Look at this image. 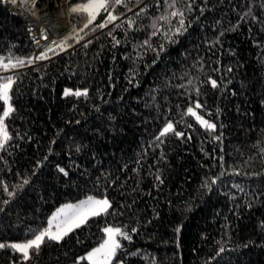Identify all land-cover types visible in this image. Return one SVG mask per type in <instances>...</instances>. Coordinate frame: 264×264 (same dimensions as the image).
Returning <instances> with one entry per match:
<instances>
[{"label":"trees","instance_id":"1","mask_svg":"<svg viewBox=\"0 0 264 264\" xmlns=\"http://www.w3.org/2000/svg\"><path fill=\"white\" fill-rule=\"evenodd\" d=\"M80 2L65 0L66 36L87 23L70 12ZM171 2L127 0L107 27L96 28L101 12L70 47L0 73L16 80L12 138L0 150V243L31 238L62 203L111 201L28 260L0 249V264H91L80 258L107 225L131 236L118 237L111 264H264V0H177L179 33V17L159 19ZM32 51L25 19L0 0V56ZM197 102L214 130L186 115ZM170 121L184 135L157 139Z\"/></svg>","mask_w":264,"mask_h":264},{"label":"snow or ice","instance_id":"2","mask_svg":"<svg viewBox=\"0 0 264 264\" xmlns=\"http://www.w3.org/2000/svg\"><path fill=\"white\" fill-rule=\"evenodd\" d=\"M12 3H15L16 0H11ZM35 0H33L34 4ZM140 2V0H138ZM177 0H172L171 4L168 7L173 8V10L167 16H160V20H165L170 22L169 17H179V26L176 28V32L179 33L184 29V11L176 8ZM124 5L127 6V0H82V2L77 3L76 5L70 8V12L76 14H83L87 17V23L84 24L83 28L79 30H74V32L70 36H66L59 43L53 42L56 47L60 48V50H64L67 45L70 47L71 45L67 44V41L73 36L78 37V39H83L82 36H79V32H83L85 28H88L90 25H93L97 17L101 14V12L107 13L104 22L96 25V28H105L108 24H112L120 17L114 14L117 6ZM111 9V10H109ZM131 9H129L130 11ZM190 10V5H189ZM144 12V9H141V13ZM123 15V13H121ZM139 15V13L137 14ZM134 21L129 20L128 24L131 26ZM121 25L117 24L116 27H120ZM93 31L96 29L93 28ZM111 34V33H109ZM155 35V33H153ZM47 37H45L46 39ZM119 43V41H117ZM147 43V41L145 42ZM53 51V48H48L47 51L41 52L40 55L36 56V60L47 59V52ZM34 61L32 58L25 59L19 57H13L9 55L8 57L0 56V73L9 72L12 69H17L24 66L25 63L32 64ZM16 83V80L13 75H0V101L5 105L2 114H0V150L5 148V145L8 141L11 140V135L9 134L7 125L5 123L6 119L10 116L12 112L15 111L11 104V92L13 90V86ZM210 83L212 87H217L216 80L210 79ZM87 89L76 90L73 92L71 89H65L64 95H75L79 96H87ZM203 106L198 102L194 107H189L187 109L186 115L193 116L196 121H198L202 126L206 129L214 130L215 124L210 123L208 120L204 119L203 116L199 115L196 109H200ZM170 132H175L174 124L170 121L166 124V126L162 129L160 137L165 136ZM177 136H183L184 134L181 132H175ZM61 172H64V169H60ZM66 174V173H65ZM27 183V181H25ZM6 189V186H5ZM11 196L12 193L10 192ZM7 203V201H5ZM109 208H111V201L105 195L104 198L98 199L94 196H89L85 200H81L77 204H66L61 208L57 209V211L53 214L52 217L48 220V226L42 230H37L33 233V238L28 239L23 243H11L4 244L0 243V249L2 248H11L16 252L22 254L24 260L30 259V252L38 253L41 246L45 243V240H54L60 241L65 236H67L74 229L81 227V225L85 224L90 217L99 216L101 214H107ZM55 229V230H53ZM107 239L104 240L102 244L98 248L93 249L91 252L87 254V257H81V260L87 259L91 262V264H111V261L116 256L117 250L121 248L120 241L118 237H123L124 239H131V236L124 231L120 227H106L103 230ZM133 232L136 229H132ZM223 251V248L220 249Z\"/></svg>","mask_w":264,"mask_h":264},{"label":"rangeland","instance_id":"3","mask_svg":"<svg viewBox=\"0 0 264 264\" xmlns=\"http://www.w3.org/2000/svg\"><path fill=\"white\" fill-rule=\"evenodd\" d=\"M3 3H4V5L10 10V11H12V12H14V13H16V14H18L19 16H21L23 19H25V22H26V27H27V30H28V32H29V34L33 31V29H32V27H31V25H32V23H33V19H35L34 17H32V16H28V15H26V14H23V13H21V12H15L14 10H12L11 8H9V6H8V4H7V0H3ZM59 4H60V8L58 9V10H55V9H37V8H35L34 7V5H33V0H29V8H30V10H31V12L32 13H34L36 16L35 17H38V18H42V17H45V16H47V15H54V13H51L52 11H54V12H58V13H61V14H64V15H66V17H67V22L69 23V25L71 26V22H70V20H69V17H68V13H67V8H66V5H65V0H59ZM37 10V11H36ZM38 11H45V13H42V14H40ZM46 12H50V13H46ZM21 13V14H20ZM39 14V15H38ZM24 16V17H23ZM66 17H65V19H66ZM29 20H28V19ZM26 20H28V21H30V28L32 29V30H30V29H28L29 27H28V24H27V21ZM61 20V19H60ZM60 24H61V22H60ZM68 31H69V29L67 30V32H66V34L65 35H63L61 38H60V40H57L56 42L57 43H59L66 35H67V33H68ZM33 33V32H32ZM34 34V33H33ZM54 38H56V36L54 37ZM47 41H45L44 43H46ZM42 43H43V41H42ZM55 44H53V45H50V46H47L46 48H44V49H42L41 51H39L37 54L35 53V55H34V46H33V51H32V54H31V56H30V58H32L33 59V64H35V63H39V62H42L44 59H41V60H39V61H37L36 59H35V57L36 56H38V55H40V53L41 52H45V51H47V49L48 48H50V47H52V46H54ZM4 107H5V105H4ZM89 196H94V195H88V196H85V197H82V198H79V199H77V200H75V201H71V202H65V203H62V204H60L59 206H57L54 210H53V212L49 215V217H48V220H49V218L50 217H52L53 216V214L57 211V209H59V208H61L63 205H66V204H77L78 202H80L81 200H85L87 197H89ZM94 197H96V198H98V199H102V198H104V196L103 197H99V196H94ZM47 226H48V223H47ZM46 226V227H47ZM109 226H111V225H107V226H105V228L106 227H109ZM45 227V228H46ZM111 227H114V226H111ZM104 228V229H105ZM44 229V228H43ZM53 230H55V229H53ZM33 238V236L31 237V238H29V239H32ZM105 239H107V235H106V233H104V237H103V239H102V241H100L98 244H96V245H94L93 247H91L88 251H86L85 253H84V257H87V254L89 253V252H91L93 249H95V248H98L99 246H100V244H102L103 242H104V240ZM28 240V239H27ZM26 241V240H25ZM25 241H19V242H14V243H23V242H25Z\"/></svg>","mask_w":264,"mask_h":264},{"label":"bare ground","instance_id":"4","mask_svg":"<svg viewBox=\"0 0 264 264\" xmlns=\"http://www.w3.org/2000/svg\"><path fill=\"white\" fill-rule=\"evenodd\" d=\"M7 4L9 6V8H11L14 11L21 12L23 14H26L28 16L30 15V16L35 18V19H33L34 21L31 25V27L33 29V32L37 33L38 42L43 41V43H44L45 41H49L50 38L58 35V33H59V32H57L58 27L54 24L56 21L54 23L52 21V20H56L53 17V15H47V16L42 17V18H38L39 16L35 17L36 15L34 13H32L30 8H29V0H16L15 3H12L11 0H7ZM57 22H59V20H57ZM29 24H30V21H29ZM58 25H61L60 22L58 23ZM60 31H63L62 27L60 28ZM45 37H47V38L45 39Z\"/></svg>","mask_w":264,"mask_h":264},{"label":"built area","instance_id":"5","mask_svg":"<svg viewBox=\"0 0 264 264\" xmlns=\"http://www.w3.org/2000/svg\"><path fill=\"white\" fill-rule=\"evenodd\" d=\"M38 12L40 14L45 13V11H38ZM46 13H50V12H46ZM51 13H54L53 17L56 20H52V21H53V23L56 21L54 24L58 27V31L57 32H59V33L56 36V38L52 37L46 43H42V42H38V40H37L38 39L37 33L32 31L34 34L31 32L30 33V37L32 39V43H33V46H34V55H35V53L37 54L39 51H41L42 49L46 48L47 46L53 45L54 44L53 43L54 41L56 42L57 40H60V38L63 35H65L66 32H67V30L70 28V25L67 22L68 20H67L66 15L61 14V13H58V12H54V11H52ZM65 17H66V19H65ZM57 20H59V22H61V25H58L59 22H57ZM26 21H27V24H28V27H29L28 29L32 30L30 28L29 21L28 20H26ZM61 27L63 28V31H60V28ZM37 61H39V60H37Z\"/></svg>","mask_w":264,"mask_h":264},{"label":"water","instance_id":"6","mask_svg":"<svg viewBox=\"0 0 264 264\" xmlns=\"http://www.w3.org/2000/svg\"><path fill=\"white\" fill-rule=\"evenodd\" d=\"M16 12V11H15ZM18 13V12H17ZM19 14V13H18ZM24 17V16H23Z\"/></svg>","mask_w":264,"mask_h":264}]
</instances>
